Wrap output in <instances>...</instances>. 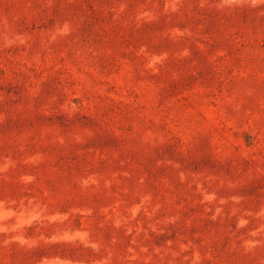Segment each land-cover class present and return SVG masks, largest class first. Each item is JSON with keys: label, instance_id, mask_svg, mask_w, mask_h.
I'll return each instance as SVG.
<instances>
[{"label": "rangeland", "instance_id": "1", "mask_svg": "<svg viewBox=\"0 0 264 264\" xmlns=\"http://www.w3.org/2000/svg\"><path fill=\"white\" fill-rule=\"evenodd\" d=\"M0 264H264V0H0Z\"/></svg>", "mask_w": 264, "mask_h": 264}]
</instances>
